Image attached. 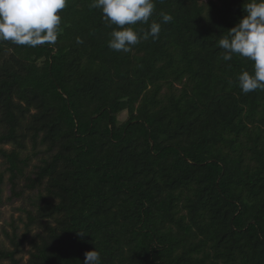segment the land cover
I'll return each mask as SVG.
<instances>
[{
  "label": "trees",
  "instance_id": "trees-1",
  "mask_svg": "<svg viewBox=\"0 0 264 264\" xmlns=\"http://www.w3.org/2000/svg\"><path fill=\"white\" fill-rule=\"evenodd\" d=\"M90 3L67 0L55 45L0 42L12 199L27 140L41 156L25 185L36 209L0 260L83 264L96 248L101 264H264V91L243 94L251 62L217 47L245 0H154L149 23L173 20L130 52L109 49L115 25Z\"/></svg>",
  "mask_w": 264,
  "mask_h": 264
},
{
  "label": "clouds",
  "instance_id": "clouds-1",
  "mask_svg": "<svg viewBox=\"0 0 264 264\" xmlns=\"http://www.w3.org/2000/svg\"><path fill=\"white\" fill-rule=\"evenodd\" d=\"M67 0H0V42L36 48L55 45L60 34L61 16ZM90 9L101 12L103 20L112 28L109 49L130 52L142 40L159 38L161 24L172 22L173 16L161 11V22L150 19L155 10L154 0H91ZM243 17L220 36L217 47L222 49L223 61L239 56L252 64V72L242 70L236 77L243 94L257 89L264 91V0H245ZM148 25L147 30L137 31L133 26ZM77 44H82L80 37ZM81 237L87 235L76 231ZM83 264H101L96 248L84 253Z\"/></svg>",
  "mask_w": 264,
  "mask_h": 264
},
{
  "label": "rangeland",
  "instance_id": "rangeland-1",
  "mask_svg": "<svg viewBox=\"0 0 264 264\" xmlns=\"http://www.w3.org/2000/svg\"><path fill=\"white\" fill-rule=\"evenodd\" d=\"M26 147L21 151L22 158H30L28 166L25 168V176L19 179V188L25 189V194L22 198L12 199L11 185L9 182L10 174L6 172V162L0 156V173L5 172L4 182L0 189V249L1 250H12V245L7 237V234H11L13 227L18 228L19 236L25 233V220L26 211L35 210L36 204L38 202V191H33L27 189L26 176H28L34 169V167L39 164L41 156H35V150L33 149L32 142L27 140L25 143ZM13 145L5 146V149L12 150ZM37 230H34L32 235H35ZM30 241V238H29ZM24 251L18 256L23 262H27L29 259V252L31 251L30 242H27L23 246ZM0 264H9L8 261L0 260Z\"/></svg>",
  "mask_w": 264,
  "mask_h": 264
}]
</instances>
